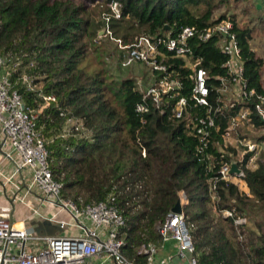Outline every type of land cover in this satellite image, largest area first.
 <instances>
[{
	"label": "trees",
	"instance_id": "trees-1",
	"mask_svg": "<svg viewBox=\"0 0 264 264\" xmlns=\"http://www.w3.org/2000/svg\"><path fill=\"white\" fill-rule=\"evenodd\" d=\"M230 1L0 0V69L10 73V90L20 95L24 108L34 111L45 104L39 94L56 99L39 112L36 122L37 129L51 138L46 148L53 180L62 183V197L79 207L115 198L125 220L119 232L124 240L121 254L133 264L146 263L135 252L142 243L162 244L156 228L181 194L186 200L182 214L198 264H264V128L260 120L251 114L253 127L260 130L251 138L261 151L252 166L241 167L247 196L218 174L220 162H230L235 152L230 145L221 150V134L244 104L219 105L211 92L213 109L219 107L214 114L216 130L206 152L197 154L198 140L187 120L177 119L170 109L160 113L151 108L146 115L136 112L142 91L136 88L138 77L122 66L127 51L98 35L105 27L102 15L111 12L112 2L120 18L111 20L110 28L125 45L139 37L173 38L183 27L201 28L229 17L241 47L247 85L263 92L264 61L250 48L254 28L237 26L235 15L229 16L225 8ZM256 1L255 20L264 26V0ZM196 53L217 85L215 77L224 74L221 65L226 57L214 43L199 45ZM164 54L173 76L182 80L185 95L191 86L190 71L182 68L181 59ZM91 56L97 64L93 69ZM114 66L127 75L111 74ZM23 75L29 77L28 83H23ZM140 78L147 83V71ZM223 210L238 214L246 223L236 227L233 218L214 212Z\"/></svg>",
	"mask_w": 264,
	"mask_h": 264
},
{
	"label": "built area",
	"instance_id": "built-area-1",
	"mask_svg": "<svg viewBox=\"0 0 264 264\" xmlns=\"http://www.w3.org/2000/svg\"><path fill=\"white\" fill-rule=\"evenodd\" d=\"M109 8L111 12L102 15L105 27L99 36L114 41L120 50L127 51L123 67L141 64L147 70L148 82L145 83L140 77L137 81L143 87L141 101L136 105L138 114L146 115L151 108L160 113L170 109L177 119L187 120L191 134L198 140L196 152L202 155L213 143V131L216 130L214 114L219 107L213 109L211 92L214 90L219 105L233 107L236 103L244 104L231 117L221 134V150L230 145L235 152L231 153L233 159L230 162H220L218 174L221 180L232 182L239 189L241 184L246 186L241 167L244 164L252 166L261 151V146L251 138V135L258 136L260 133L259 129L253 127L251 114L254 112L264 128V91L257 92L247 85L241 47L230 18L201 28L183 27L173 38L152 41L139 37L125 45L113 37L110 28L111 20L120 18L118 6L112 2ZM207 43H214L226 57L221 65L224 74L215 77L217 85L201 67L203 58L196 53L199 45ZM164 53L181 59L182 68L190 71L191 86L185 95L181 94L184 84L169 70ZM2 65L0 59V68ZM3 72L0 77V154L12 172L0 170V182L14 188L13 180L22 178L26 173L29 178L21 190V196H16L17 200L24 204L27 195L40 193L46 202L70 215L71 223H59V226L65 228L68 225L72 232L68 236L36 237L25 225L15 224L9 218L0 216V264H91L92 260L98 264H133L121 254L124 240L119 232L125 220L116 206L115 198L110 196L97 204L79 207L62 197V183L52 178L46 148L51 138L37 129L36 122L39 112L49 103L56 102L55 97L39 94L45 103L41 110L24 108L20 95L10 90V73ZM22 81L28 83L29 77L23 75ZM239 129L242 132H238ZM232 162L237 164L240 174L229 175ZM244 194L249 196V193ZM180 201L182 208L186 202L183 194ZM214 212L223 218H233L236 227L246 223V219L230 210ZM33 213L37 215L38 210L33 209ZM156 229L162 243H175L176 258L185 264H198L182 213L169 212ZM135 252L138 257L146 259L145 264H153L158 246L150 242L142 243Z\"/></svg>",
	"mask_w": 264,
	"mask_h": 264
},
{
	"label": "crops",
	"instance_id": "crops-1",
	"mask_svg": "<svg viewBox=\"0 0 264 264\" xmlns=\"http://www.w3.org/2000/svg\"><path fill=\"white\" fill-rule=\"evenodd\" d=\"M0 170L6 173L12 172L10 165L4 161L1 154ZM28 178L26 173L23 174L22 178H15L13 180L14 188L11 185L5 186L0 182V216L9 218L15 224L25 225L27 230L36 237L70 235L71 227L67 225L65 228H61L59 226V223L70 224V215L60 211L54 204L46 202L40 193L33 192L27 195L24 204L17 200L16 196H21V190L25 187ZM239 191L249 193L247 186L243 184L240 185ZM33 209L38 210L37 215L33 213ZM175 249L174 242L159 245L153 264H185L183 260L175 257ZM91 264H98V262L92 260Z\"/></svg>",
	"mask_w": 264,
	"mask_h": 264
},
{
	"label": "rangeland",
	"instance_id": "rangeland-1",
	"mask_svg": "<svg viewBox=\"0 0 264 264\" xmlns=\"http://www.w3.org/2000/svg\"><path fill=\"white\" fill-rule=\"evenodd\" d=\"M256 3H257L256 0H238L236 3H234L233 0H231L230 4L226 5L225 8L229 9V13H228L229 16L235 15L237 26L239 28H243L246 25L249 28H254L253 39L250 41V48L256 54L257 57L262 58L264 61V26H262L261 23L255 20L257 19L258 16V14H256V11L254 9V4ZM256 9L260 11L262 9V6L260 5V7L259 8L256 7ZM98 32H99L98 35H100L101 29H99ZM112 42L115 43L114 41ZM90 63L92 64V69L97 66L96 60H94L92 56L90 58ZM138 65L141 64H136L131 68L129 67L127 69L130 71V73L133 76L136 75V77H138L136 78V81H138L139 77L144 74V71L145 72L147 71L144 66L139 67ZM104 68L107 69V67ZM110 73L116 76L117 78H124L127 75L125 71L122 73L118 71V69H116L115 66L111 68ZM3 74H4L3 69H0V77ZM263 79H264V70H263ZM136 88L140 91L143 90V87L139 86L137 82H136Z\"/></svg>",
	"mask_w": 264,
	"mask_h": 264
},
{
	"label": "water",
	"instance_id": "water-1",
	"mask_svg": "<svg viewBox=\"0 0 264 264\" xmlns=\"http://www.w3.org/2000/svg\"><path fill=\"white\" fill-rule=\"evenodd\" d=\"M260 5L257 6V8H259ZM1 149V146H0ZM229 175H238L240 174V170L237 168V164L235 162H232L230 164V170H229ZM185 197V196H184ZM173 213L175 214H181L182 213V208H181V201L179 200V202L175 205V207L172 210Z\"/></svg>",
	"mask_w": 264,
	"mask_h": 264
}]
</instances>
